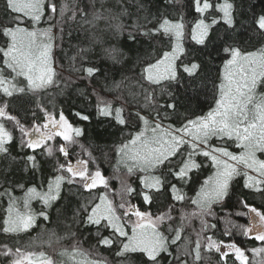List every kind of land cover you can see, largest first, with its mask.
Here are the masks:
<instances>
[{
    "label": "snow or ice",
    "instance_id": "snow-or-ice-1",
    "mask_svg": "<svg viewBox=\"0 0 264 264\" xmlns=\"http://www.w3.org/2000/svg\"><path fill=\"white\" fill-rule=\"evenodd\" d=\"M120 2V0H118ZM96 0H66L59 7L56 0H5V8L10 16L9 23L0 21V97H13L16 94H38L46 90L55 81L56 67L52 59V52L56 44L54 30L63 35H72L71 23L79 22L97 26V22L108 21V27L114 28L117 33H123L125 26L122 23L112 24V20H118L120 13L113 15L110 10L101 12L94 7L91 12L86 9L94 6ZM194 10L200 14L190 29L191 40L197 45L207 47L210 40L213 25L223 21L229 28L236 27V5L233 0H193ZM264 3V0H261ZM103 7V0H100ZM216 12L219 15L211 16L210 22H206L205 14ZM48 24L46 28L37 27L41 21ZM253 29L264 34V9L260 12L253 11ZM66 27L68 31L66 32ZM139 31V25L133 26ZM141 35L152 38L169 39L170 50L163 52L154 62H146L142 78L149 87L153 85L179 84V67L188 77H196L199 64L190 63L184 65L181 56L184 54L183 40L185 36V23L183 19L170 20L163 18L158 25L151 30L142 31ZM128 38L136 40L132 32ZM91 49H80L77 53L81 61L85 59L83 53ZM220 51L226 54L222 67L220 83L217 86L218 99L215 107L206 115L194 119H187L179 127L171 124L165 126L162 121L166 118L161 115L159 109L175 111L176 104L169 101L164 105H158L154 92L144 89V99L147 102L144 107L152 106L155 114L148 115L136 113V119L142 123V127L135 128L126 142L116 149L119 156L116 171L111 179L119 180V202H116L113 194L110 178L96 168L90 171L88 160L77 159L73 163L69 157L68 144L76 143L69 133L72 127L68 124L61 112L59 119L45 110V120L40 124H33L31 129L21 124L20 120L11 115L7 109L6 101L0 100V154L7 155L9 145L14 137L13 132L6 126L11 122L13 128L18 129L21 135V148H27L35 152L44 148V153L52 156L53 147L49 144L57 136L64 142L56 149L66 158V163L57 166V174L47 182V190L39 192L36 187L26 190L22 200L25 211L17 207V201L6 189L3 195L9 197L7 209L8 218L3 221L4 233L27 232L36 222L37 215L29 208L30 201L38 198L45 208L51 207L53 202L61 198V191L65 185L77 186L79 189L92 193L101 189L95 199L80 207L78 212L83 213V223L93 226L96 230L97 244L112 251L118 258L116 264H132L134 254H138L142 264H190L187 257H191V264H201L206 260L201 249L207 252H216L224 260L229 252H234L236 260L240 264H248V257L244 250L234 243L224 244L217 242L205 233L215 228L207 217L213 216V205L222 204L230 194L231 182L234 177H245L244 187L264 192V159L257 154L264 155V46L255 51L242 50L232 44L222 45ZM107 58L119 63L120 50L113 47L104 49ZM76 60V56L72 57ZM181 60L180 65L176 62ZM82 77H94L100 68L96 66L74 67ZM117 88L121 84L115 85ZM143 88V85H141ZM171 95V94H170ZM98 111L102 116L114 119L120 125H126L123 116L124 108H113L112 104L103 99L98 100ZM87 120L88 117L84 116ZM75 135H81L80 129H75ZM24 137H27L25 140ZM216 138L221 141H233L240 149L238 153L229 151L227 147L211 143ZM91 156V153L88 154ZM204 157L215 168L213 175L204 180L195 198H189L194 206L191 211L182 213L179 218L173 215L175 208L153 214L150 210L153 191H161L166 184V178L155 173L166 170L167 176L175 183L167 182L174 202L183 203L186 199L183 187L190 181V173L202 167L204 161L197 160ZM26 160L31 167H37L35 155H27ZM140 173L142 190H137L129 185L127 177ZM140 196L144 209L139 204L132 202V195ZM247 215V225H238L228 221L225 235H231L232 229L240 230L244 235L254 234V238L264 242V211L242 201ZM38 215L48 220L46 211L41 210ZM199 220L200 229L195 232L196 239L193 242L183 236L185 230L191 227L192 220ZM178 220V222H177ZM108 231L109 235L102 234ZM184 239V244L179 242ZM194 243V247L191 245ZM177 246V247H174ZM222 247L227 251H222ZM171 249V250H170ZM256 253L264 252V248L253 250ZM16 258L12 264H57L51 256L43 251H21L15 249ZM176 252V255L173 253ZM6 250L5 254H10ZM87 253L73 246L72 250L64 249L59 256L66 258L59 264H111L104 259H87ZM81 259H77V257Z\"/></svg>",
    "mask_w": 264,
    "mask_h": 264
},
{
    "label": "trees",
    "instance_id": "trees-1",
    "mask_svg": "<svg viewBox=\"0 0 264 264\" xmlns=\"http://www.w3.org/2000/svg\"><path fill=\"white\" fill-rule=\"evenodd\" d=\"M65 2L66 0H56L58 7ZM233 2L236 5L235 29L229 28L223 21L213 25L210 34L211 43L204 47L197 45L190 37V29L200 18V14L194 10L193 0H120V2L118 0H103V7L100 6V0H96L95 5H90L86 9L87 11L91 12L94 7L105 14H108L106 9L110 10L113 15L126 13L119 15L118 20L111 21L112 24L122 23L125 26L123 33H117L114 28H109V22L104 20L97 22L95 28L87 24H83L81 27L82 22H79V17H77L78 22H70L71 36L65 34L61 40V33L54 30L57 44L52 52L54 67L57 70L55 82L38 94H16L10 98L0 97V100L7 102V111L16 116L21 124L28 129L34 123H42L45 118V110L58 119L62 112L74 129L81 130L80 136L74 135L73 137L76 143L67 145L69 159L73 163L78 158L88 160L90 171L99 168L106 178H110L115 200L119 202L120 182L111 179L119 160L116 149L121 143L127 141L135 128L143 126L136 119L137 112H140L141 115H148L149 118L155 114L152 106L144 107L147 103L144 99V89L154 92L158 105H164L170 100L176 104L175 111L159 108L157 110L166 117L162 121L165 126L171 124L174 127H179L187 119L206 115L209 110L215 107V101L218 99L217 86L220 83L222 67L226 59V54L220 51L222 45L232 44L248 51H255L264 46V34L255 31L252 26L253 11L260 12L264 9V3H261V0H233ZM205 15L206 22H208L211 16L219 18L220 14L213 11L210 15ZM163 18L173 21L183 19L185 36L183 40L184 54L181 56V60L184 65L194 62L200 67L194 78L188 77L183 72V67H179V84L149 87L141 75L143 68L146 62H154L163 52L169 51L170 45L167 36L163 39H149L140 33L154 29ZM0 21L5 24L10 21V16L5 8V0H0ZM136 25L141 26L139 31L134 29L133 26ZM37 27L46 28L48 24L42 20ZM129 32L136 36L135 41L128 38ZM113 47L120 50L119 63L113 62L104 54V49ZM80 49H91V51L83 53L85 56L83 61L77 55ZM73 56H76L75 61L72 60ZM181 60L176 63L180 65ZM81 65L99 67L100 72L91 78H81L83 74L73 70L74 67ZM116 84H121V87L117 88ZM100 99L111 103L113 108L123 107V116L127 124H118L114 119L115 114L110 117L102 116L97 107ZM84 116H87L88 119H83ZM6 126L13 132L14 139L7 145L8 154H0V259L2 264H11L13 252L17 248H20L21 251H43L59 264V261L63 260L59 256V252L64 249L71 251L73 246L87 253V258L104 259L110 261L111 264H116L118 258L113 255L112 251L97 244L95 228L83 223V213L78 212L82 205L93 201L101 189L89 193L77 186L65 185L61 191V198L53 202L51 207L45 208L38 198L30 201L29 208L33 214L37 215V219L35 225L27 232L4 233L2 231L3 221L8 218L7 209L9 206V197L3 195L5 190L7 189L17 201V207L21 211H25L22 199L26 190L36 187L39 192H45L47 182L57 174V166L66 163V158L56 150L60 144L64 143L61 138H55L50 143L54 153L52 156H48L44 153V148L36 149L35 152L26 147L21 148L22 134L18 129L13 128L11 122H6ZM24 139L26 140L27 137ZM213 144L227 147L234 153L240 151L233 141L225 142L215 139ZM89 153L91 156L88 155ZM27 155L36 156L37 167L35 169L26 160ZM258 156L264 159V155L259 154ZM196 159L203 160L204 163L200 169L190 173L191 179L183 187L186 199L182 204L174 202L172 199L167 182L175 183V181L167 176V171L160 170L155 173L156 175L163 174L166 184L161 191L149 193L153 201L150 206L153 214L174 207L173 215L179 218L182 213H187L194 208L190 204L189 198H195L204 180L213 173V167L207 158L197 157ZM142 175L135 173L127 177V182L137 192L142 190L140 183ZM244 182L245 177H234L229 196L222 204L213 205L214 215L206 219L216 227L208 230L205 235L211 236L218 242H234L236 246L252 255L251 250L260 244L255 238L244 235L238 229H232L230 236L225 235L228 221L238 225H247L248 216L237 215V213L247 212L242 201L264 211V192L245 188ZM131 199L133 203L140 205L141 210L144 209L145 205L140 196L133 193ZM41 210L47 212L48 220H44L38 215ZM199 229L200 222L194 219L191 221V227L185 230L183 236L194 242L195 232ZM102 234L109 235L108 231H103ZM184 242L182 239L179 245H183ZM261 243L264 244V242ZM191 247H194V243ZM6 250H11V253L5 254ZM201 253L207 258L201 261V264H239L235 255L222 260L220 254L214 251L207 252L202 248ZM173 255H176V252ZM187 259L191 264V257H187ZM69 262L68 264H71ZM132 264H142L138 254L133 255Z\"/></svg>",
    "mask_w": 264,
    "mask_h": 264
},
{
    "label": "rangeland",
    "instance_id": "rangeland-1",
    "mask_svg": "<svg viewBox=\"0 0 264 264\" xmlns=\"http://www.w3.org/2000/svg\"><path fill=\"white\" fill-rule=\"evenodd\" d=\"M208 22H210V21H208ZM57 120H58V118H56ZM44 120H45V118H44ZM44 120L42 121V123L44 122ZM68 124H69V122H68ZM71 125V124H70ZM71 127H72V131H70V135L71 136H73L74 137V135H75V129H74V127L71 125ZM29 129H31V128H29ZM57 138V137H56ZM216 138H213L212 140H211V143L213 144V140H215ZM55 140V139H54ZM53 140V141H54ZM53 141H50L49 142V144L51 143V142H53ZM65 144H67V142H64ZM259 155V154H258ZM214 172H215V168L213 167V173H212V175L214 174ZM23 200V199H22ZM32 202V201H31ZM31 202H30V204H31ZM254 238V237H253ZM214 240V239H213ZM216 241V240H215ZM258 241V240H257ZM218 242V241H217ZM223 243L226 245V244H230V243H234V242H231V241H223ZM258 243H260L259 245H258V247H256V248H254V249H258V248H264V244H262L261 243V241H258ZM240 248V247H239ZM254 249H252L251 250V252H252V255H250L248 252H246V251H244L245 252V255L248 257V264H264V252H261V253H256V252H254L253 250ZM243 250V249H242ZM225 251H227V249L225 250ZM13 257L11 258V261H10V263L12 264V261L16 258V252L14 251L13 252ZM230 254H232V255H235L234 254V252H229V254H228V256L224 259V260H226V259H228L229 257H231L232 255H230ZM61 258H63V257H61ZM85 258H87V257H85ZM63 259H66V258H63ZM77 259H81V257H77ZM87 259H90V258H87ZM61 261V260H60ZM237 262L240 264V261H238L237 260ZM69 263H71V261L69 262Z\"/></svg>",
    "mask_w": 264,
    "mask_h": 264
},
{
    "label": "water",
    "instance_id": "water-1",
    "mask_svg": "<svg viewBox=\"0 0 264 264\" xmlns=\"http://www.w3.org/2000/svg\"><path fill=\"white\" fill-rule=\"evenodd\" d=\"M249 237H250V238H253V237H254V234H249ZM225 250H226V248H223V247H222V251H225Z\"/></svg>",
    "mask_w": 264,
    "mask_h": 264
},
{
    "label": "flooded vegetation",
    "instance_id": "flooded-vegetation-1",
    "mask_svg": "<svg viewBox=\"0 0 264 264\" xmlns=\"http://www.w3.org/2000/svg\"><path fill=\"white\" fill-rule=\"evenodd\" d=\"M57 138H61V137H59V136H57ZM62 139V138H61ZM64 142V141H63ZM68 159H69V157H68ZM230 255H232V254H230ZM0 264H2V260L0 259Z\"/></svg>",
    "mask_w": 264,
    "mask_h": 264
}]
</instances>
